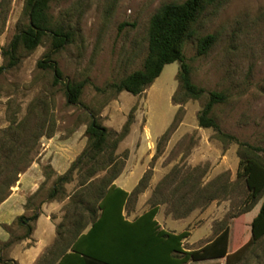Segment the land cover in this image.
<instances>
[{
    "label": "rangeland",
    "instance_id": "374dc122",
    "mask_svg": "<svg viewBox=\"0 0 264 264\" xmlns=\"http://www.w3.org/2000/svg\"><path fill=\"white\" fill-rule=\"evenodd\" d=\"M183 1H50L51 27L71 35L69 43L51 54L62 73L61 82H54L51 69L37 67L50 51L48 33L32 50L18 46L16 63L0 74V157L8 154L10 147L16 148L23 161L30 160L23 172L33 167L36 174L41 173L31 204H24V215L29 217L32 203L46 198L57 177L49 169L51 161L54 159L57 167L67 162L70 166L72 154L87 147L84 130L88 114L93 113L110 132L109 139L97 164L75 170L56 198L44 202L55 203L50 215H45L54 225L53 233L59 222L71 216V195L81 194L87 187L80 186L85 174L107 165L108 153H113L111 165L119 175L133 184L142 180L141 192H129L124 215L134 218L157 205L160 226L169 232L188 231L182 243L189 249L200 247L227 228L229 259L208 263L264 264V235L250 244V222L261 199L248 207L249 192L237 176L240 156L264 163V0H224L220 5H207L193 23V34L183 42L182 52L191 69V81L205 90L200 98H179V65L174 61L165 64L139 95L106 88L142 68L149 20L155 11L164 3ZM23 9L24 0H0V65L9 61L2 49L27 23ZM206 34L215 40L199 54L197 43ZM66 81L83 82L79 103L66 101ZM210 90L225 96L214 105L212 118L235 139L220 140L210 127L198 125V113ZM128 120L127 133L113 149L112 139ZM14 132L17 137L11 136ZM245 145L257 150L246 151ZM23 172L10 187V194L17 189ZM109 175L108 168L98 171L93 182L98 184ZM138 196H144L145 201L139 203ZM0 229L5 233L0 231V264H18L10 260L33 244L32 233L29 238L15 239L25 233L16 219ZM44 232L49 233L46 227ZM53 239L44 249L45 260L43 253L31 264H55V255H46Z\"/></svg>",
    "mask_w": 264,
    "mask_h": 264
},
{
    "label": "trees",
    "instance_id": "16d2710c",
    "mask_svg": "<svg viewBox=\"0 0 264 264\" xmlns=\"http://www.w3.org/2000/svg\"><path fill=\"white\" fill-rule=\"evenodd\" d=\"M50 1L52 0H24L23 12L27 23L12 37L8 47L2 49V54L8 57L9 61L6 66L0 65V74L16 63L15 52L19 45L26 50H32L39 44L40 37L48 33L51 38L50 51L44 59L37 62V67L51 69L54 82H61L62 73L56 62L51 59V54L69 43L71 35L60 27H51L48 13ZM223 1L184 0L181 3L162 4L149 20L147 53L142 68L111 82L106 88L139 95L161 74L165 64L174 61L179 65L176 79L179 98H200L205 94V90L191 81V69L183 55L182 45L192 36V25L205 6L220 5ZM214 40L212 34L203 36L197 43V52L205 53ZM82 87L83 82L66 81V101L70 104L79 103ZM96 89L102 90L98 87ZM206 94L207 100L197 116L198 125L210 127L215 132V137L220 140L235 139L223 132L211 116L214 105L225 100L224 94L211 90ZM88 116L90 120L84 130L87 147L77 155L64 174L57 175L46 198L36 204L32 203L30 216L20 215L16 218V224L25 228V233L15 239L29 238L33 230L32 222L38 218L41 204L55 199L60 193L59 189L68 182L75 170H81V167L88 163L97 164V159L103 154L110 132L99 124L93 113ZM128 123L129 120L122 131L112 139L113 149L127 133ZM11 136L17 137L15 132ZM11 145L17 146L14 142ZM251 149L255 148L244 146L246 151ZM112 154L108 153L110 161L107 165L85 174L86 178L80 184L87 185L85 190L82 189L84 192L71 195L68 205L71 216H66L65 220L57 224L56 238L46 252V255H55V264H217L208 261L224 257L229 259L227 228L200 247L189 249L182 243L189 235L188 231L169 232L160 226L155 218L157 205L150 206L140 216L129 220L123 211L130 193L113 184L120 172L111 165L115 162V159L111 158ZM22 156L21 151L10 147L8 154L0 157V203L10 194V187L17 181L18 174L30 164V160L23 161ZM106 168L109 169L110 175L95 184V178L92 176ZM49 169L53 172L50 167ZM237 176L244 180L249 192L248 207L261 199L259 209L250 222L251 244L264 235V163L255 157L240 156ZM141 182L142 180L134 191L132 190L133 193L137 194L143 190ZM34 194L26 199V206L31 204L30 200ZM42 256L45 260V253ZM10 261L13 262L12 259Z\"/></svg>",
    "mask_w": 264,
    "mask_h": 264
},
{
    "label": "crops",
    "instance_id": "0c3cea01",
    "mask_svg": "<svg viewBox=\"0 0 264 264\" xmlns=\"http://www.w3.org/2000/svg\"><path fill=\"white\" fill-rule=\"evenodd\" d=\"M82 143H84V140L81 139ZM80 152H74L72 154V161L77 157V155ZM52 164V169L56 173V175H61L67 171L69 168V162H67L64 166H56L54 159L51 161ZM39 170V169H38ZM36 170H33V167H30L26 172H23L22 175L20 176V183L18 184V187L16 190L11 192V194L0 203V225H9L12 223L16 217L20 215L25 214V208L24 204L26 203L27 196L34 193L38 188V182L40 178H42L41 173L37 171V174L35 172ZM28 175L29 178H26ZM128 177H124V175H118L114 181L113 184L127 193H129L132 189H135L137 183L135 180V183H131ZM144 196H138L137 201L140 203L145 201ZM55 207L54 202H44L40 206V214L38 218L35 220V224L33 225V230H32V238L34 239L33 244L29 247L26 248L24 252H21L18 257H13L12 260H16L18 264H31L33 263L37 258L40 257L44 253L45 247L48 246V242H50L53 238L54 235L56 234V229L54 230V233L52 229H54V225L51 220L46 219L45 215H50V212L52 208ZM146 211V210H145ZM125 212V209L123 213ZM143 213V212H142ZM142 213H140L138 216H140ZM125 214V213H124ZM129 220H134V218L129 217L125 215ZM41 218L44 219V221L41 222L40 228H41V233L37 235V230L39 227V222ZM156 218V216H155ZM44 227L47 228L49 231L48 234L44 232ZM163 228V226H161ZM1 233L5 235L3 229L1 230ZM177 233V232H175ZM56 238V235H55ZM54 241V239H53ZM52 244V242L50 243ZM50 246V245H49Z\"/></svg>",
    "mask_w": 264,
    "mask_h": 264
}]
</instances>
